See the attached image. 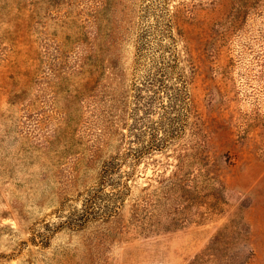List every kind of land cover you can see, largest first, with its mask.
I'll use <instances>...</instances> for the list:
<instances>
[{
  "label": "rangeland",
  "instance_id": "1",
  "mask_svg": "<svg viewBox=\"0 0 264 264\" xmlns=\"http://www.w3.org/2000/svg\"><path fill=\"white\" fill-rule=\"evenodd\" d=\"M0 264H264V0H0Z\"/></svg>",
  "mask_w": 264,
  "mask_h": 264
},
{
  "label": "trees",
  "instance_id": "2",
  "mask_svg": "<svg viewBox=\"0 0 264 264\" xmlns=\"http://www.w3.org/2000/svg\"><path fill=\"white\" fill-rule=\"evenodd\" d=\"M188 84H189V81H186L182 85V87H183L182 90H183L184 95H185L184 96V105H185L186 111H189L188 106L190 105V103H189L190 102V96L188 93ZM172 96L173 97H172L171 101L173 103V101L176 99V96L174 94ZM155 142H156L155 137L152 140H150L149 144H147V145L146 144L144 145V142H142L143 147L140 149L139 155L137 156L136 153L134 152L131 154V157H133L134 160H136V162H137L141 159V157H143V155L146 154L147 151H149V150L150 151L161 150V149H159L161 147L159 145H155ZM155 148H157V149H155ZM114 170H115L114 164H111V163L107 164V166L103 170V173H102L101 178H100L102 184L110 181V176Z\"/></svg>",
  "mask_w": 264,
  "mask_h": 264
}]
</instances>
